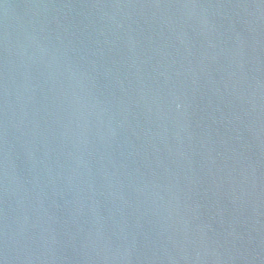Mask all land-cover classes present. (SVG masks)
I'll use <instances>...</instances> for the list:
<instances>
[{
	"label": "water",
	"instance_id": "water-1",
	"mask_svg": "<svg viewBox=\"0 0 264 264\" xmlns=\"http://www.w3.org/2000/svg\"><path fill=\"white\" fill-rule=\"evenodd\" d=\"M0 264H264V0H0Z\"/></svg>",
	"mask_w": 264,
	"mask_h": 264
}]
</instances>
